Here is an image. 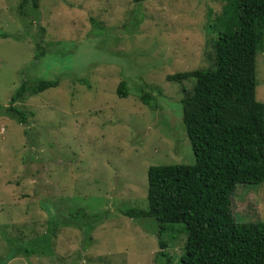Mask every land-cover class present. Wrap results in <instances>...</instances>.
<instances>
[{
    "label": "rangeland",
    "instance_id": "374dc122",
    "mask_svg": "<svg viewBox=\"0 0 264 264\" xmlns=\"http://www.w3.org/2000/svg\"><path fill=\"white\" fill-rule=\"evenodd\" d=\"M19 3L0 0V264H179L181 225L160 257L156 224L122 212L147 209L148 167L193 163L180 121L191 79L167 76L208 66L206 23L223 2ZM254 78L264 103V49ZM41 80L57 85L15 103L24 124L1 114ZM229 207L234 222L264 221V180L235 185Z\"/></svg>",
    "mask_w": 264,
    "mask_h": 264
},
{
    "label": "trees",
    "instance_id": "16d2710c",
    "mask_svg": "<svg viewBox=\"0 0 264 264\" xmlns=\"http://www.w3.org/2000/svg\"><path fill=\"white\" fill-rule=\"evenodd\" d=\"M25 2L20 0V10ZM221 2L219 15L206 23L208 66L167 76L177 83L191 79L190 88H182L180 121L193 163L148 167L147 209L122 214L156 224L160 257H166L162 236L173 231L171 225H181L179 264H264V221L234 222L229 207L235 185L264 180V103L254 97L255 55L264 49V0ZM56 85L20 83L1 114L24 124L29 113L15 103ZM115 94L126 97L125 82ZM139 99L147 104L150 96Z\"/></svg>",
    "mask_w": 264,
    "mask_h": 264
}]
</instances>
